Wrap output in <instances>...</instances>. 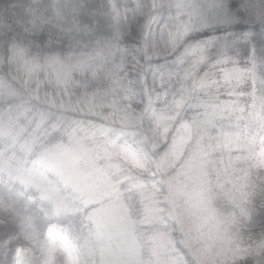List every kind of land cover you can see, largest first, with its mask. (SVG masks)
I'll return each instance as SVG.
<instances>
[{"label":"clouds","instance_id":"1","mask_svg":"<svg viewBox=\"0 0 264 264\" xmlns=\"http://www.w3.org/2000/svg\"><path fill=\"white\" fill-rule=\"evenodd\" d=\"M0 264H264V0H0Z\"/></svg>","mask_w":264,"mask_h":264}]
</instances>
